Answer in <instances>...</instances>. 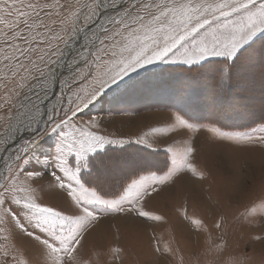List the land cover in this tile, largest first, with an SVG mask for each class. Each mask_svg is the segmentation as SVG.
Listing matches in <instances>:
<instances>
[{"label": "snow or ice", "instance_id": "6c2138e0", "mask_svg": "<svg viewBox=\"0 0 264 264\" xmlns=\"http://www.w3.org/2000/svg\"><path fill=\"white\" fill-rule=\"evenodd\" d=\"M258 42L264 43V0H0V264H124L118 243L84 251L86 235L102 217L162 221L145 202L181 175H205L194 163L190 139L166 148L171 165L163 167L150 158L158 148L148 133L135 143L150 152L135 160L116 157L109 146L131 141L106 133L89 115L92 107L132 83L131 74L157 63L210 69L222 97ZM182 130L199 129L174 113L173 123L150 131ZM206 130L264 149V129L260 135ZM53 137L45 151V138ZM117 174L125 178L111 191L109 178ZM46 178L66 207L37 194L34 185ZM259 209L264 197L240 215L252 223L264 219ZM182 214L198 229L204 226L186 208ZM252 239L264 240V234ZM224 247L210 245L209 251L219 256ZM155 251L173 254L169 247Z\"/></svg>", "mask_w": 264, "mask_h": 264}, {"label": "rangeland", "instance_id": "374dc122", "mask_svg": "<svg viewBox=\"0 0 264 264\" xmlns=\"http://www.w3.org/2000/svg\"><path fill=\"white\" fill-rule=\"evenodd\" d=\"M189 68L192 70L188 71ZM138 71L139 76L131 74L135 77L132 83L96 103L89 112L101 120L106 133L131 141L123 146H109L116 150L113 155L122 160L140 159L151 150L135 140L148 133L147 139L158 148L150 158L163 167L165 162L171 165V154L166 148L169 145L179 148L183 141L190 139L196 149L194 163L205 178L181 175L180 179L163 187L157 200L149 198L147 201L151 199L152 205L146 201L145 210L162 215V221L123 215L102 217L116 218L120 224L115 227L112 223V233L105 229L98 231L99 239L88 240L89 232L84 240L87 247L84 251L106 250L109 245L118 243L125 249L124 264H178L180 256L184 264H224L232 259L242 264H264V240L252 239L256 234H264V219L248 223L240 215L248 205L264 197V149L217 139L206 130L216 127L228 133L262 134L264 124L255 122L262 121L260 114L264 116V43L258 42L242 58L238 74L222 97L216 95L218 78L200 65L157 63ZM221 108L228 109L226 113L230 118L219 116L221 114L215 116V111L223 113ZM174 113L181 114L199 130L151 133L152 128L165 129L173 123ZM45 139L44 150L47 151L55 139ZM209 145L210 152H206ZM124 178L123 174L110 177L107 187L118 191ZM182 178L196 183L192 189L200 191V198L195 197L192 189L189 192L181 188L180 181L176 185ZM34 187L43 202L66 207L61 194L49 185L48 178L37 181ZM185 208L189 216L203 220L204 226L198 229L185 220L182 214ZM221 216L222 226L216 229L214 222ZM220 243L225 247L219 256L209 251L210 245ZM157 246L162 250L169 247L173 254L156 252Z\"/></svg>", "mask_w": 264, "mask_h": 264}, {"label": "bare ground", "instance_id": "6f19581e", "mask_svg": "<svg viewBox=\"0 0 264 264\" xmlns=\"http://www.w3.org/2000/svg\"><path fill=\"white\" fill-rule=\"evenodd\" d=\"M206 152H210V145L206 148ZM180 179V178H179ZM185 179L186 178H182L181 180H178L176 183V185H178V182H179V185H180V187L181 188H184L185 190H187V191H189V192H192V191H195V197L196 198H200L201 197V195H200V191H197L196 189L195 190H193L192 189V186H194V185H196V183H194L193 181H191V180H189V182L188 181H185ZM191 189H192V191H191ZM236 197V196H235ZM240 197V196H239ZM151 199H155V200H157L158 198H157V195H154V197L152 196L151 197ZM151 199L149 200V201H147V203L146 204H151L152 205V202H151ZM191 200V196L189 197V201ZM115 225V227H118V225L120 224V221L118 220V219H116V218H114V219H109V218H107V219H102L101 220V222H99L97 225H96V227L93 229V230H91L90 231V233L88 234V236H87V239L88 240H90L92 237L93 238H95V239H99L100 237H99V235H98V238H97V234L99 233V232H101V231H104L103 229H105V230H107V231H109V233H112V230H110V228H112V227H114V225ZM124 223V222H123ZM128 225H130V224H128ZM125 228V227H124ZM114 229V228H113ZM117 229V228H116ZM126 230H128V228H125ZM99 231V232H98ZM116 232H117V230H115ZM98 232V233H97ZM114 232V231H113ZM119 235V234H118ZM103 236V235H102ZM86 244L84 243V248H87L86 246H85Z\"/></svg>", "mask_w": 264, "mask_h": 264}, {"label": "trees", "instance_id": "16d2710c", "mask_svg": "<svg viewBox=\"0 0 264 264\" xmlns=\"http://www.w3.org/2000/svg\"><path fill=\"white\" fill-rule=\"evenodd\" d=\"M220 111H223V113H221V112H219V111H215V116L217 117L219 114H221V115H219V116H223V117H225V118H228L229 116H230V114H227L226 112H228V109H222L221 108V110ZM263 112V111H262ZM261 112V113H262ZM216 113H218V114H216ZM229 113V112H228ZM262 115H264V114H262ZM260 117H263V119H262V121H257V122H255V124L257 125H259V124H264V116H261V114H260ZM230 118V117H229ZM231 123H232V121H231ZM238 128V127H237Z\"/></svg>", "mask_w": 264, "mask_h": 264}]
</instances>
